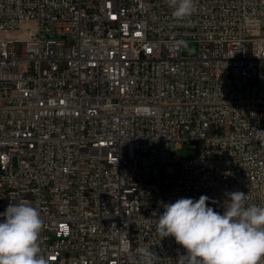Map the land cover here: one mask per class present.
<instances>
[{
	"label": "built area",
	"instance_id": "2783aa9c",
	"mask_svg": "<svg viewBox=\"0 0 264 264\" xmlns=\"http://www.w3.org/2000/svg\"><path fill=\"white\" fill-rule=\"evenodd\" d=\"M172 11L0 0V212L38 208L50 264H141V247L177 264L162 203L207 195L222 213L240 191L264 206V0ZM182 143L191 155L170 160Z\"/></svg>",
	"mask_w": 264,
	"mask_h": 264
},
{
	"label": "clouds",
	"instance_id": "9594fccd",
	"mask_svg": "<svg viewBox=\"0 0 264 264\" xmlns=\"http://www.w3.org/2000/svg\"><path fill=\"white\" fill-rule=\"evenodd\" d=\"M196 3L167 0L172 16L180 20L195 12ZM226 196L222 213L208 206L207 195L161 202L157 231L162 238L174 237L186 250L177 264H264V206H246V195L240 191ZM0 218V264H50L39 244L43 220L38 208L20 200L9 203ZM138 252L141 264H155L157 256L151 249L141 247Z\"/></svg>",
	"mask_w": 264,
	"mask_h": 264
},
{
	"label": "rangeland",
	"instance_id": "374dc122",
	"mask_svg": "<svg viewBox=\"0 0 264 264\" xmlns=\"http://www.w3.org/2000/svg\"><path fill=\"white\" fill-rule=\"evenodd\" d=\"M198 44L194 40L186 42L185 47L182 49V56L185 58H192L196 55ZM252 84V82H250ZM191 155V145L189 143H182L179 148H175L169 151V159L173 157H179L181 159L187 158Z\"/></svg>",
	"mask_w": 264,
	"mask_h": 264
}]
</instances>
